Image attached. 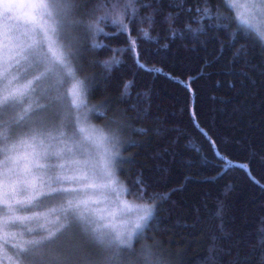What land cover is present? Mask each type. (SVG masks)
Masks as SVG:
<instances>
[{
  "label": "trees",
  "instance_id": "1",
  "mask_svg": "<svg viewBox=\"0 0 264 264\" xmlns=\"http://www.w3.org/2000/svg\"><path fill=\"white\" fill-rule=\"evenodd\" d=\"M105 2L136 9L125 15L136 50L111 18L100 22L103 31L82 34L65 90L70 79L84 82V117L116 140L128 196L155 204L133 237L137 256L264 264V47L255 33L245 38L230 0Z\"/></svg>",
  "mask_w": 264,
  "mask_h": 264
},
{
  "label": "snow or ice",
  "instance_id": "2",
  "mask_svg": "<svg viewBox=\"0 0 264 264\" xmlns=\"http://www.w3.org/2000/svg\"><path fill=\"white\" fill-rule=\"evenodd\" d=\"M129 7L133 8L135 18L133 5L109 6L105 0H28L23 5L26 11L13 0L0 2V18L10 21L8 27L0 26V232L16 225L33 232L29 223L40 219L54 225L44 227L39 238L18 245L16 259H10L9 264H161L150 250L138 257L132 244L133 237L138 233L143 236L149 227L155 204L140 208L130 229L114 232L109 224L102 223L101 210L93 207L98 203L94 193L109 185L97 183L94 164L90 159L76 158L64 132L53 135L46 131L58 117L59 96H51L48 103H36L35 107L29 104L24 109L25 115L15 123L3 118L7 109L23 105L25 98L35 91L34 85L42 82L55 67L75 79L73 65L80 56L82 34L103 31L100 22L111 18L121 32L128 34L129 50L135 52L136 41L131 39L125 23ZM242 7L243 12L236 16L238 27L247 29L246 39L255 33L251 38L264 47V0H245ZM209 11L206 7L205 15ZM97 13L103 14L97 16ZM215 18L227 20L219 10ZM222 26L227 28L228 24ZM140 31L148 37L147 31ZM233 41L239 42L235 33L230 46H234ZM41 67L43 72L20 82L21 70L26 73L29 68ZM85 92L83 81L77 80L72 85L74 105L79 106L77 101ZM26 116L27 129L17 131ZM84 131L80 128L81 133ZM117 155L109 152L104 163V175L111 183H115L112 168ZM53 158L56 163L48 162ZM144 195L141 192L139 198L144 199ZM167 198L150 197L153 201ZM45 199L66 201L54 221H48L47 214L42 217L39 212L31 216L20 214L39 208Z\"/></svg>",
  "mask_w": 264,
  "mask_h": 264
},
{
  "label": "rangeland",
  "instance_id": "3",
  "mask_svg": "<svg viewBox=\"0 0 264 264\" xmlns=\"http://www.w3.org/2000/svg\"><path fill=\"white\" fill-rule=\"evenodd\" d=\"M235 7L237 13L243 12V4L245 0H230ZM2 2V0H0ZM14 3L23 5L28 0H13ZM9 20L0 18V26L8 27ZM44 68L39 70L29 68L25 75V72H20V82L24 83L29 79H33L35 75L43 72ZM66 77H68L62 68L55 67L53 72L39 84L34 85L35 91L26 97L23 105H16L15 107L7 109L4 114V119H7L13 123L19 120V117L25 115L24 109L32 104L35 107L36 103L46 104L49 102L51 96H59V102L57 106L58 117L53 124H50L46 131L51 132L53 135H58L61 131L65 133V141L69 148L76 154L78 159H90L95 166L96 181L99 184H108L109 186L104 189L97 190L94 193V199L98 201L93 207L100 209L101 214L104 216L102 223H107L111 226L114 232L127 231L132 227L137 219L139 209L143 206L151 203H144L130 198L127 194V190L120 181L116 172V161L112 168L113 180L115 183H111L104 175V163L109 152L118 153V145L115 139L106 136L102 129L88 121V117H84L83 114V95L77 101L79 106H76L72 102V85L77 80H68L67 89L65 90ZM65 92L68 95L66 99ZM67 100V101H66ZM27 116L25 121L21 122V126L17 128V131H24L28 125ZM80 128L85 129L83 133L80 132ZM101 137H107V139H101ZM118 157V155H117ZM116 157V160H117ZM50 163H56L53 158ZM62 162V161H60ZM66 204L62 199H45L39 208L21 212V215H33L34 212H39L43 217L47 214L48 221H54L56 214L62 205ZM125 205H128L127 207ZM55 209L54 213L52 210ZM52 223H46L44 219L30 222L28 227L34 229L33 232H29L26 227L19 225L12 226L4 229L0 232V264H9V260L16 259L17 246L24 241L31 240L33 238H39L43 234L44 227H53Z\"/></svg>",
  "mask_w": 264,
  "mask_h": 264
}]
</instances>
